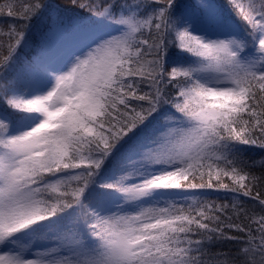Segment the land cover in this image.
Wrapping results in <instances>:
<instances>
[{"label": "snow or ice", "instance_id": "1", "mask_svg": "<svg viewBox=\"0 0 264 264\" xmlns=\"http://www.w3.org/2000/svg\"><path fill=\"white\" fill-rule=\"evenodd\" d=\"M69 3L0 0V264H264V0Z\"/></svg>", "mask_w": 264, "mask_h": 264}, {"label": "trees", "instance_id": "2", "mask_svg": "<svg viewBox=\"0 0 264 264\" xmlns=\"http://www.w3.org/2000/svg\"><path fill=\"white\" fill-rule=\"evenodd\" d=\"M217 2L219 4H224L225 0H217ZM54 3L59 5V8L61 10V14L64 16H71L73 14V12L76 11L75 9L71 8L69 0H54ZM4 19L7 20L9 18L5 17ZM33 36H34V40H33L32 44L30 45V48L24 49L21 52V59L22 60H23V57L25 55L31 56L38 48V45L40 43V34H39V31L35 28L33 29ZM241 147H243L245 149V154L247 157H250L256 161H260L261 159H264V149H261L257 146H241ZM256 174L259 175L258 169H257ZM205 191L211 192V190H205ZM260 191H261L262 195H264V187H261ZM215 195H216V193H212L213 197ZM244 199H247V198H244ZM234 248H235V245L232 243H226V244L220 246V249L222 251H225V252L229 251V249H234Z\"/></svg>", "mask_w": 264, "mask_h": 264}]
</instances>
